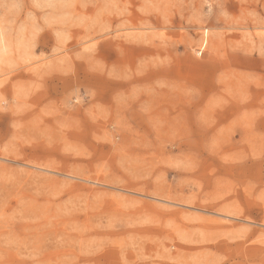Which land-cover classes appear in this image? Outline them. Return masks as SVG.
<instances>
[{
  "label": "rangeland",
  "instance_id": "1",
  "mask_svg": "<svg viewBox=\"0 0 264 264\" xmlns=\"http://www.w3.org/2000/svg\"><path fill=\"white\" fill-rule=\"evenodd\" d=\"M0 264H264V0H0Z\"/></svg>",
  "mask_w": 264,
  "mask_h": 264
}]
</instances>
